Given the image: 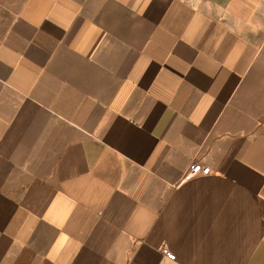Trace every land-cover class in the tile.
<instances>
[{"label":"crops","instance_id":"obj_1","mask_svg":"<svg viewBox=\"0 0 264 264\" xmlns=\"http://www.w3.org/2000/svg\"><path fill=\"white\" fill-rule=\"evenodd\" d=\"M0 264H264V0H0Z\"/></svg>","mask_w":264,"mask_h":264},{"label":"built area","instance_id":"obj_2","mask_svg":"<svg viewBox=\"0 0 264 264\" xmlns=\"http://www.w3.org/2000/svg\"><path fill=\"white\" fill-rule=\"evenodd\" d=\"M212 170L210 167H205L201 164H195L192 165L188 171L185 173L183 177V181H191L199 176H209L211 175ZM164 254L168 257L170 260H176V255L171 252L168 248L163 249Z\"/></svg>","mask_w":264,"mask_h":264}]
</instances>
